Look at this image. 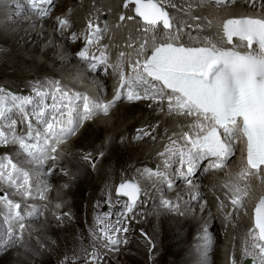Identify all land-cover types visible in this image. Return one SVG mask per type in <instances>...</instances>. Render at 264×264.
Returning a JSON list of instances; mask_svg holds the SVG:
<instances>
[{"label":"snow or ice","instance_id":"6c2138e0","mask_svg":"<svg viewBox=\"0 0 264 264\" xmlns=\"http://www.w3.org/2000/svg\"><path fill=\"white\" fill-rule=\"evenodd\" d=\"M211 2L219 4L222 0ZM27 3L37 17L43 18L49 14L43 5L51 3V0H27ZM130 4L134 6V16L121 15L120 20H142L141 31L145 38L139 45L141 51L138 58L128 65L132 75H126L122 65L115 66L119 70L120 85L113 100L105 103L99 96L70 93L59 82H49L48 91L43 90V85L34 88L37 99L11 94V107L0 106V122H8L7 131L0 128V146L18 145L25 154L24 163L31 165L38 176L45 162L56 158L53 153H56L57 146L75 134L82 120L101 113L108 114L122 97L128 101L150 100L153 103L167 100L169 114L193 120L190 132L195 134L184 133L185 147L166 149L159 154L179 156V163L184 169L179 173L181 177L187 179L204 160L210 161V168L222 169L235 155L237 144L241 141L245 145L248 165L243 174H250L253 169L257 174H264V167H261L264 166V19L225 21L222 26L225 43L230 47H218L214 42H210L209 46L193 47L178 42L180 29L175 27L160 0H125L124 7ZM68 23L67 19H59L61 29L67 27ZM88 27L91 31L87 45L78 56L90 71H96L98 64L107 63L106 54L101 52L99 57L90 56L89 47L99 43L102 31L91 21ZM149 33L152 41L150 52ZM233 37H238L240 44H234ZM241 46L246 51L237 50ZM141 54L143 59L139 58ZM120 55L123 57L124 53ZM4 92L5 89L0 88V101L5 100ZM48 99L51 100L50 104L46 102ZM13 110L27 125L25 135L16 132L17 118L12 114ZM144 136H151V132L138 129L135 138L142 139ZM85 159H89V156H85ZM167 166L165 161V168ZM146 172L149 178L156 176L165 181L169 189L172 188V180L166 172ZM30 177L31 171L14 163L11 157L5 155L0 158V186L6 184L8 188L16 189L21 197L31 198L33 185ZM246 194L236 188L232 205H242ZM11 195L13 193L8 192L0 196V249L3 250L15 246L16 234L12 225L18 224L20 229L25 227L22 205L9 198ZM117 195L128 198L129 203L124 205V209L132 213L137 207L141 189L138 184L129 181L119 185ZM163 204L169 210L178 208L171 201L165 200ZM32 214L28 213L29 216ZM98 220L104 225L98 236L104 248L114 251L121 243H126L117 236L120 232L128 231L120 226V219L115 225L99 217ZM3 224L8 227L3 228ZM254 229H258V235L250 230L254 243L245 249V253L251 255L258 248L259 264H264V243L255 242L264 241V197L255 207ZM89 259L99 264L100 257L95 250ZM232 264H236L235 257Z\"/></svg>","mask_w":264,"mask_h":264},{"label":"bare ground","instance_id":"6f19581e","mask_svg":"<svg viewBox=\"0 0 264 264\" xmlns=\"http://www.w3.org/2000/svg\"><path fill=\"white\" fill-rule=\"evenodd\" d=\"M61 1H63L62 5L57 6L55 10L52 8V12H51L52 15L55 12H57V14L66 13L68 16H70L72 13H75L74 18L75 16L79 18V16L85 10V15H86V11H88V13L92 16V18H93V15H95L96 17H98L99 15V17L102 18V20L104 21V26L106 27V29L109 30V32H111L113 29L114 25L112 26V23H115L117 25V32H120V34L118 38H114L112 36L110 39V43L113 44L116 48L122 47L123 46L122 39L124 38L126 40L124 52L127 56V60L129 64L135 62V59L133 57V51L134 49H137L138 52L140 53L141 50L139 48V45L143 42V39L145 38L144 34L141 31L143 24L137 19L134 20V24L132 20H127V19L124 20L125 21L124 23H122V21H119L120 14L124 15L125 17L132 16V12H131L132 5L131 4L129 5V7L125 8L124 7L125 0H75V1L61 0ZM235 1L237 2V4L229 6L225 10V12L229 13L230 15H238L243 12L244 13L254 12L255 13L259 9L258 8L259 3L262 5V8L260 10L264 12V0H256V1L254 0H235ZM93 2H96V3H93ZM97 2H102L103 7L100 8V4ZM207 2L212 4L210 8L207 7ZM66 5L70 6L69 11L68 12L60 11V10H63L66 7ZM7 6H10V4L7 3V0H0V23L4 25V26H1L0 24V43L6 45L8 49H12L10 52L7 53V55L6 53L0 54V88H2L3 82H7L5 83L7 84V86L12 85V86H15L17 89L21 90L18 96H20V93L22 92L23 93L30 92L31 87L26 85L25 82L32 76L33 72L31 74H27L29 73V70L27 69L28 66L31 69V71H35L34 72L35 75L48 72L51 74L50 77H53V78H57L58 76H64L66 79H69V80L72 79L78 82L80 85H82L88 90H92L96 88L95 83H99L100 81H102L105 84L104 81L108 79L110 80L108 76L105 77L98 71L95 72V74L93 73L92 75L86 74L84 69L80 67L74 61L77 58L76 53H75L76 58H74L73 60V52L71 53L70 51L71 44H66L64 41L58 39L57 37H59V34L57 32H53L52 28L49 27V26L53 27L55 25L54 23L55 21L50 19L51 16H47L46 22H38L36 21V18L30 17L27 14H25L24 16L16 15V12L19 10V9H15V8H18L17 5H14V6L11 5V7L6 8ZM196 6L198 7V10H199L198 11L199 13H197L198 17H201L203 18V20H205L204 24H200L199 21L191 22L193 26L199 27V30L197 31H195L193 27L189 24V19L191 17H194L192 14V12L194 13V10L192 8H185L183 9L185 10L184 12H180L179 10L174 9V8L170 10L172 13V16L176 17V20L180 21L179 26L177 27L178 29H180V40L182 41H178V42L196 41L197 43H200L201 46H208L210 42H214L217 44L218 47H223L224 45L223 43H225V38L223 36V27H222L223 20L221 19L218 8L216 6H213V3L210 0H202L200 4ZM203 8H206L207 10L206 13L201 12ZM23 10H27V8H23ZM103 11L105 12L104 16L101 15L103 14L102 13ZM210 12H212V14L209 16ZM11 15H16L15 17L17 16L19 17L16 23H12L14 19L11 20V22L10 21L8 23L6 22ZM87 17H88V23H89L90 17L88 15ZM81 19H84L83 16H81ZM77 26L78 24L74 23L72 25V30L73 32L77 31L78 33H80V30L77 28ZM175 27H176V24H175ZM181 28H183L185 31H182ZM189 32H191V34L194 36V39L188 36ZM197 32L201 34L197 36ZM111 33H113V31ZM150 36H151V33L148 34V37H149L148 50L149 51L151 50V47H152V41L150 39ZM233 43L237 44L238 42L237 40H233ZM4 57L5 58L9 57L10 66L8 64L9 62L6 63L7 61L3 59ZM113 61L114 60H112V62ZM83 63L85 64V62ZM24 66L26 68H24ZM110 71H113V69L111 68ZM35 79H40V78L33 77V80ZM109 80H108V84H109ZM117 89L113 91L114 93L113 98L116 95ZM106 90H108L111 93L110 86L108 87V89L106 86ZM122 91L124 90L122 89ZM4 97H5L4 102L10 105L11 107L10 98L7 96H4ZM34 99H37V97H35ZM123 100L124 98L121 100V102ZM30 107L31 106H29V109ZM114 109L113 110L115 111V113H113L112 117L116 118L115 119V121L117 122L116 129L113 128L111 130L106 131L107 127H103V125L107 123L106 122L107 119L106 118L104 119L105 114L103 113L91 117V119H93L94 122L93 123L91 122L89 124H93V126H97L96 133L89 131L90 130V127H89L88 132L85 134V138L83 137V144L74 145V147L70 150L71 155L74 154V151L76 148H79V149L86 150V155L90 156L91 150H96V151L99 150V146L97 143L100 141L99 139L103 136L105 138L108 137V140H109V144L105 146L106 148L109 149L108 156L113 159L116 157L120 158V156L122 157L121 150L123 148V145L129 146V144H127L124 139L121 140L123 144H119L118 141L120 137L123 136L125 133L129 132V130L141 129L140 125L144 123L145 118L147 117L148 111H147V107L146 106L143 107L139 103V101H134L132 105H123L121 103H118L116 105V108ZM12 114L14 115V118H17V121H18V126L16 125V130H26L27 125L25 122L19 119V114L16 113L15 110H13ZM126 118L132 119V121L129 122V124H127L128 126L126 130H119L118 127L122 126L121 123H123ZM152 118H154L155 120L159 119L154 116H152ZM187 122L189 121L185 117L177 116V118H175L174 114H170L168 123L163 128L164 129H177L180 126L186 124ZM2 124H3V127L5 128L4 130L7 131V128H6L7 123L5 124L3 122ZM146 125L149 126V129H147L146 131L151 132V136H144L142 139L139 140L140 144L131 145L132 148H130V150H134L137 152V150H139L140 148H144V151L141 150L143 152L142 156L147 157L148 159L152 160L153 155H154V150L160 143L156 140V134L158 132L157 131L158 127L151 122H147ZM172 131L173 130H170L169 132H167V134ZM81 136L78 137L77 139H80ZM95 138H97V140H95ZM147 143L148 145H146ZM241 143L244 144L243 141H241ZM164 145L165 144H162L158 148L164 147ZM4 147L8 148L9 150H14L17 148V146L15 145L0 146V151L3 150ZM173 150H176V149H173ZM177 150H179V148H177ZM130 152L131 151L126 150V152L123 155V157L126 155V157H124L126 165L132 164L134 162V159H131V158L129 159ZM108 156L104 158L101 164V167L99 168V171H98L99 178L98 179L93 178L95 180H98V182H96L95 180L91 182V178H90L91 169L82 161V159H79V158H68L66 161H64L63 163H60L59 166H56L53 169H51L50 167H48L47 169H43L44 170L43 178L45 180L44 186H45V189L50 188L49 196L52 198H55V195L58 194V200L66 201L72 195H77V194L85 195L87 188L91 189V191L94 188L96 190V187L100 184L101 181L104 180L105 176L107 175L108 167L112 166V165L111 166L109 165L111 164L110 162L109 164H105V161L108 158ZM178 157H179L178 155L169 154L165 156V160L169 161V159H171V161L173 160L174 162L173 163V175H172L171 180L175 181L176 183L175 185H172V189H174L175 192H178L182 196L185 193V192H182V187H183L185 178L177 175L176 168L178 167V165H176L175 162H176V158ZM239 160H240L239 164H237L236 168L230 169V166H229L228 168L226 167L227 170H225V167H223L222 169H224L226 173H229V172L236 173V176L233 175V180L236 182L237 186L239 187L246 186V183L243 181L242 177L248 180V177L250 176V174H254V177L256 175V180H257V182L255 183L256 186L262 188V182L264 181V174H257L256 170L254 169L250 171V174H243L245 170L248 168V165L244 163L242 155L239 156ZM53 164L54 162L51 164V166ZM228 164H232V162L230 161ZM136 170H138V168ZM217 170L218 169L214 170V174ZM66 171H71L74 174L75 176L73 178L74 183L72 184V187L70 189H67V190L57 189L56 187H61L63 186L64 183L68 184V182L66 181L67 178L64 174V172ZM115 171L116 170H114V172ZM204 174H205V170L203 167H198L196 171L194 172V176H196L197 178V181L194 183V186L192 188L195 190L194 194H200L202 196L203 191L207 185L216 187L217 182H210L208 180L205 183L203 182ZM220 175H223V171L220 172ZM134 176H135V173L131 171L129 173H126L122 179H126V178L132 179L134 178ZM215 178L216 180L219 179L217 175ZM108 185H110V183ZM74 186H76L77 189L73 192V190L75 189ZM0 188L2 189L4 193H8V192L13 193V189L8 188L6 184L0 186ZM262 192H264L263 188H262ZM153 195H154V192L145 193L144 187L142 186V194L137 203V206L140 203L143 204L144 200L148 196H153ZM9 198L13 199L14 201L16 199L23 201V198H17L14 194L11 195ZM88 199H89L88 197L84 198L86 202ZM254 200L255 199L252 200L253 204H254ZM42 203H43V198H40L38 199L37 202H35V204L38 207H43L44 205ZM196 204L198 203L196 202ZM67 205L72 206L70 202H67ZM210 208L212 210L213 207L210 206ZM21 210L22 212H24L23 206ZM240 212H244L246 215H248L245 208L238 207L236 210L233 211L232 219L241 220L242 222H241L240 227H245L248 225V223L246 222V220L244 219V217L242 216ZM211 216H214V215H211ZM205 217L207 216H204V219ZM174 218L175 217H171V216H163L162 218H160L161 220L160 219L158 220L159 224L161 221V226H162L161 232L164 234V236L167 237L166 241L169 243L166 247L164 246V253L168 254V258L172 257V260H170V263L167 262L169 259L166 261L163 257H161L160 263L185 264V262L187 261L186 257L188 256L187 255L188 248L189 246H191L190 243H191L192 236H191L190 231L195 226V222L189 219L188 221H186V223L182 224V222L178 221V219L176 218H175L176 221H174L173 220ZM25 219L27 221L26 234H29V235L25 237L24 242L19 247V250L21 252L14 251V247L16 246V243H15V246L9 247L6 250L0 249V264H32L31 262H29V260L35 261V264H39V263L40 264H52L54 260L58 259L57 258L58 256L56 257L54 254L56 250L55 245L57 244L56 246H58V243H56V240L59 238L60 241H63L61 235L67 234L65 233V231H70V233L73 232L72 234L69 233L70 235H64L63 242H64L65 247L69 249L73 247L76 243L75 238H74V232H75L76 227L74 225L76 223L80 225V222L78 220L75 221V224L71 223V224H68V226L66 227L63 226L64 228H61V227L51 228V223H54L56 221L53 209L47 210L45 213V217H43L42 214H38L35 216L25 215ZM210 221L211 220L209 219L207 222H210ZM91 223L97 224L98 222L96 220V221H92ZM120 226L125 227V225L123 224H121ZM82 234L84 235L85 233H82ZM210 234L212 236V241H211L212 244L211 246H208L205 249V251L209 252L210 258L206 262H202L199 259V257L201 256V252H203V250L197 247L196 248L193 247L194 252L188 258L189 261L206 263V264H224V260H225L224 251L223 250L220 251L216 247L217 241L222 240L221 235L219 233V226L218 224H216V222L214 223L212 228H210ZM147 239H149L148 236H147ZM205 240L206 238L204 236H199L196 239V241H199L201 243H203ZM223 245H225V243H223ZM144 246L146 248L148 247V245L147 246L144 245ZM137 247L140 248V246H137ZM75 248H78L77 250H80L79 247H75ZM61 253H63V251ZM252 253L255 256L256 255L259 256L257 250L252 251ZM132 254H137V253L132 252ZM246 255L247 254L245 253L244 250L234 252L233 257H235L236 264H240ZM194 256H197V258L194 259L195 258ZM62 264H64V262Z\"/></svg>","mask_w":264,"mask_h":264},{"label":"rangeland","instance_id":"374dc122","mask_svg":"<svg viewBox=\"0 0 264 264\" xmlns=\"http://www.w3.org/2000/svg\"><path fill=\"white\" fill-rule=\"evenodd\" d=\"M73 1H75V0H73ZM198 5V4H197ZM55 8H57V6H55ZM55 8H53L54 10H55ZM65 10V8L63 9V10H60V11H64ZM109 21V20H108ZM6 55H7V53H6ZM7 58V59H6ZM4 57L3 59H5L7 62L6 63H8L9 62V57ZM9 64V66H10V62L8 63ZM24 68H26L25 66H24ZM28 68H29V66H28ZM27 68V69H28ZM32 73V72H31ZM96 88H94V89H92V90H95ZM113 113H115V111L113 112ZM113 113H112V115H111V117L113 116ZM105 118V117H104ZM110 118V117H109ZM113 119V121H114V123L112 124V125H109V124H107V125H103V127H107V129L106 128H104V129H106V131L107 130H111V129H116V125H117V122L115 121V119L116 118H114V117H112ZM90 119H91V117H90ZM107 119V118H106ZM132 121V119H125L124 120V122L123 123H121V125L122 126H119L118 127V129L119 130H126V128H127V124H129V122H131ZM94 122V121H93ZM92 122V123H93ZM106 122H108V120H106ZM124 125V126H123ZM89 127H90V130H89ZM96 128H97V126H93V124H88V126H87V128L85 129V131H84V133L82 134V136H81V138L80 139H77V140H75V142H74V145H82L83 144V137L85 138V134L88 132V130L89 131H91V132H94V133H96ZM104 138L105 137H101L99 140V142L97 143L98 144V146L100 147V145H101V143L103 142V140H104ZM95 140H97V138H95ZM128 147V148H127ZM127 147H123L122 148V150H121V155H122V157L120 156V158H118V157H116V158H111V157H109L108 156V158L106 159V161H105V163L106 164H109V162L111 163V164H109L110 166L112 165H114L113 167L111 166V167H108V173H107V175L105 176V178H107V177H110L109 178V180H111L112 181V179L111 178H114L115 176H117V170H116V168L117 167H122V159H123V154L126 152V150H129V151H131L130 152V154H129V156L130 157H133L134 155H136V154H139V155H142L143 154V152L142 151H144V150H137V152L136 151H134V150H130V148H132L131 147V145H129V146H127ZM126 149V150H125ZM133 151V152H132ZM136 152V153H135ZM133 154V155H132ZM124 157H126V155L124 156ZM118 159V160H117ZM111 160V161H110ZM113 160V161H112ZM116 163V164H115ZM121 164V165H120ZM119 165V166H118ZM100 167H101V165H100ZM110 168V169H109ZM112 168V169H111ZM113 168H115V169H113ZM114 170H116L115 172H114ZM110 172V173H109ZM97 173V172H96ZM95 172H91V176H90V178H91V182H93V180H95V179H93V178H96L97 179V177H98V173L96 174ZM101 173V172H100ZM109 175V176H108ZM104 178V179H105ZM109 180H107V182H108V184L110 183V185H111V181H109ZM96 182H98V180H95ZM107 184V185H108ZM110 185H108V186H110ZM99 188H100V185H98L97 187H96V190H95V188L94 189H92V191H91V189H89V188H87V191H86V193H85V195H83V194H77V195H72L71 197H69L68 198V202H70L71 204H72V209H73V211H74V213H75V215L77 216L76 217V220H78L79 222H80V225L78 224V223H74L75 225V232H74V238H75V241H76V243H75V245L73 246V247H71V248H66L65 247V245H64V235H70V234H72L73 232H71L70 233V231H65V233H67V234H62L61 236H62V239H63V241H60V239L58 238H56L57 240H56V243H58V246H56L55 245V247H56V250H55V252H54V254H55V256L58 258L57 260H54L53 262H52V264H62L63 262H64V264H67L70 260H72V255L73 254H75L76 253V250L78 249V248H75V247H79V249L80 250H77V251H81L80 253L83 255V254H85L84 256H88V257H90L91 256V254H92V248H90L91 246V242H90V240L85 236V234L83 235L82 233H85L86 231H85V226H86V224L88 225L89 224V222H88V220L86 219V215H87V213H86V211H85V209L87 208V206H90L91 205V203L94 201V198L96 197V194H97V192L99 191ZM77 189V187L75 186V189L73 190V192L75 191ZM98 189V190H97ZM90 193H92V194H90ZM90 196H89V195ZM95 194V195H94ZM94 195V196H93ZM85 197H88L89 199L87 200V202L84 200V198ZM92 197V198H91ZM93 200V201H92ZM104 211V210H103ZM114 212V211H113ZM78 213V214H77ZM114 214H115V216L116 217H123V216H127L125 213L123 214V216H118L115 212H114ZM99 217H100V220H103V221H105V222H107V221H111L112 220V218L109 216V215H105V214H100L99 215ZM162 218V217H161ZM83 220V221H82ZM97 221H99L98 220V217H97V219H96ZM134 220V221H133ZM161 220V219H160ZM174 221H176L175 219H173ZM136 221V222H135ZM45 222V221H44ZM112 222V221H111ZM130 222V223H129ZM139 222V223H138ZM83 223V224H82ZM86 223V224H85ZM137 224V225H136ZM62 226H61V228H64V227H66V226H68V224L67 225H65L64 223L63 224H61ZM77 225V226H76ZM131 225V226H130ZM135 225V226H134ZM64 226V227H63ZM141 227V228H140ZM159 227H160V229H161V231H162V226H161V221H160V224H159ZM54 228H56V227H54ZM57 228H59V227H57ZM79 228V229H78ZM126 228L128 229V231L125 233V239L124 240H126V243H123L124 245H123V249H124V251H125V255H126V257H127V261H126V264H147V261L149 260V258L150 257H152V256H154V255H156L158 252H159V250L161 249V247H162V251H163V255L161 256V257H163L167 262H169L170 263V260H172V257H169L168 258V254H166V253H164V246L166 247L169 243L166 241V239H167V237L166 236H164V234L160 231V235L159 234H157L151 227H149L141 218H139V217H137V216H133L132 217V219L130 220V221H126ZM137 228V229H136ZM139 229V230H138ZM152 229V230H151ZM78 230V231H77ZM131 231H133V232H131ZM80 232H82V233H80ZM137 232V233H136ZM147 232V233H146ZM70 233V234H69ZM144 233H146V234H144ZM79 234V235H78ZM81 234V235H80ZM140 234V235H139ZM142 234H144V235H142ZM77 235V236H76ZM146 235V236H145ZM147 236H148V238L150 239H147ZM78 237H79V239H78ZM84 237V238H83ZM138 237V238H137ZM139 237H141V238H139ZM166 237V238H165ZM85 238H87V239H85ZM134 238H135V240H134ZM85 242H84V241ZM137 240V241H136ZM165 240V241H164ZM152 242V243H150V242ZM87 242V243H86ZM149 242V243H148ZM163 243V244H162ZM85 245V246H84ZM144 245H148V247L146 248ZM153 245H154V247H153ZM162 245V246H161ZM60 246V247H59ZM124 246H126V247H124ZM133 246H134V248H133ZM137 246H140V248L139 247H137ZM142 246V247H141ZM145 248H144V247ZM83 247H85V248H83ZM132 247V248H131ZM74 249H76V250H74ZM84 249V250H83ZM86 249V250H85ZM129 251H128V250ZM137 249H139V250H137ZM136 250V251H135ZM63 251V253H61ZM87 251H89V252H87ZM116 251H118V249H116ZM135 251V252H134ZM52 252V251H51ZM91 252V253H90ZM132 252L133 253H137V254H132ZM58 255H57V254ZM61 253V254H60ZM71 253V254H70ZM138 253H140V254H138ZM142 253V254H141ZM60 254V255H59ZM66 255V256H65ZM71 255V256H70ZM167 255V256H166ZM59 256H61V257H59ZM70 256V257H69ZM137 257V258H136ZM195 258L194 259H196L197 258V256H194ZM61 259V260H60ZM131 259V260H130ZM132 260H134V261H132ZM60 261V262H59ZM29 262H31L32 264H35V261H30L29 260ZM67 262V263H66ZM158 263L159 264H164V263H160L159 261H158ZM157 263V264H158ZM40 264V263H39ZM118 264V263H117Z\"/></svg>","mask_w":264,"mask_h":264}]
</instances>
